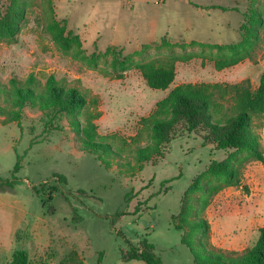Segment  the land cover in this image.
Returning <instances> with one entry per match:
<instances>
[{"label": "rangeland", "instance_id": "rangeland-1", "mask_svg": "<svg viewBox=\"0 0 264 264\" xmlns=\"http://www.w3.org/2000/svg\"><path fill=\"white\" fill-rule=\"evenodd\" d=\"M252 12L263 21L252 58L217 71L216 51L196 44L238 43ZM11 15L17 31L13 37L0 31V84L9 89L10 79L33 75L43 85L53 76L78 89L89 101L78 120L84 125L88 113L100 112L96 137L112 153L84 151L64 113L27 105L18 126L0 97V181L13 182L12 190L0 191V264H10L17 250L27 253L28 264H145L120 256L144 237L161 264H195L180 229L181 201L194 181L211 182L210 164L233 151L184 134L139 162L135 149L150 142L140 122L180 84L249 79L256 88L264 72V0H0V19ZM52 21L74 37L66 52L46 30ZM192 42L196 55L181 60V45ZM115 58L173 62L174 80L153 90L135 68L117 77ZM254 131L264 155V115ZM239 173V184L221 189L199 212L209 225L206 246L224 253L251 248L264 226V163L243 161ZM51 188L57 192L49 201ZM199 195L188 194L191 203Z\"/></svg>", "mask_w": 264, "mask_h": 264}, {"label": "trees", "instance_id": "trees-1", "mask_svg": "<svg viewBox=\"0 0 264 264\" xmlns=\"http://www.w3.org/2000/svg\"><path fill=\"white\" fill-rule=\"evenodd\" d=\"M13 15L0 19V31L7 37H13L17 31V22ZM16 18V17H15ZM249 27H243L245 32L238 43L229 45L196 44L200 49L216 51L214 67L217 71L234 66L244 59H251V51L258 40L256 30L263 25L259 13L252 12L248 16ZM46 30L63 51H68L74 42V37L66 33L65 25L57 21L49 22ZM195 43L182 44L181 60L191 59L196 52L191 48ZM146 49V47H145ZM190 50L187 52V50ZM117 77L121 72L131 68L139 70L147 86L153 90H166L175 77L173 62L158 65L154 62L133 63L128 58H115L111 62ZM9 89L0 84V97L9 106L13 120L20 125L21 110L27 106L40 109H50L53 113H64L70 117V124L77 134L84 151L96 155L112 153L111 144L96 137L93 121L98 119L100 112L88 113L82 125L78 120L80 114L89 104L87 98L76 88L60 85L53 76H49L43 85L29 75L23 82L12 78L8 82ZM4 88V89H3ZM93 105L97 100L92 101ZM7 109H1L4 115ZM264 115V72L259 77L258 86L253 88L249 79L237 84L201 83L180 84L172 88L168 94L155 104V109L141 124L149 132L150 142L135 149L136 159L147 162L158 157L161 148L184 134H195L203 142L213 144L217 150H232L230 158L213 161L207 171L211 182L201 184L194 181L181 201L180 217L183 223L180 229L185 232L186 244L190 247L195 264H264V226L258 229L255 244L241 253H224L208 248L209 225L199 216L210 199L221 189L237 185L240 182L239 168L243 161L254 160L264 163V155L260 149L258 135L254 131L255 121H260ZM20 168L14 167V173ZM58 180L66 182L63 175H57ZM13 182L0 181V191H9ZM57 192L51 188L48 200ZM78 193L87 194L79 189ZM200 194L191 203L188 194ZM178 230V229H177ZM209 245V243H208ZM154 245L144 237L137 247L120 250L122 261L137 260L145 264H161L154 253ZM101 256V255H100ZM10 264H28V255L23 250L13 252Z\"/></svg>", "mask_w": 264, "mask_h": 264}]
</instances>
